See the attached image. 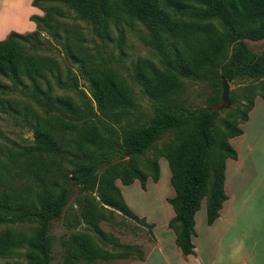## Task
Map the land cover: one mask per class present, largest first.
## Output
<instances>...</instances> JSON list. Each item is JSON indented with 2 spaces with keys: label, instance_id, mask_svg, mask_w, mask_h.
I'll return each instance as SVG.
<instances>
[{
  "label": "trees",
  "instance_id": "16d2710c",
  "mask_svg": "<svg viewBox=\"0 0 264 264\" xmlns=\"http://www.w3.org/2000/svg\"><path fill=\"white\" fill-rule=\"evenodd\" d=\"M32 4L44 12L30 17L37 29L26 34L12 31L0 40V78L27 89L33 99L28 103L0 98L1 111L26 119L33 128L30 142H0V257L25 248L27 262L18 264H52V230L63 217L68 230L60 238L58 264L144 260L142 244L122 243L102 223H117L116 216L130 218L148 233V244L155 242V223L131 208L118 181L130 185L139 180L143 188L150 178L159 181L163 157L176 192L168 198L175 212L169 227L182 252L194 254L196 213L206 201L208 223L220 216L228 199L227 160L238 157L230 140L244 133L242 124L249 120L257 97L264 99V81L255 82L264 77V54L247 43L264 39V0ZM65 11L75 12L101 36L109 34L112 25L139 22L146 27L147 42L161 60H139L132 76L151 101L149 118L131 120L137 106L133 86L111 67L88 65L81 33L59 19ZM44 31L56 42L64 36L67 54L82 64L80 71L90 82L95 105L54 92L55 84L69 91L79 82L71 68L63 77L55 60L44 54ZM222 75L239 84L230 95L236 106L229 110L214 109L221 102ZM183 78L211 84L208 105L182 103ZM222 111L229 113L219 122Z\"/></svg>",
  "mask_w": 264,
  "mask_h": 264
},
{
  "label": "rangeland",
  "instance_id": "374dc122",
  "mask_svg": "<svg viewBox=\"0 0 264 264\" xmlns=\"http://www.w3.org/2000/svg\"><path fill=\"white\" fill-rule=\"evenodd\" d=\"M34 9L36 14H44L39 7L32 4V0H20L19 3H16L11 7V10L7 9V12L10 14H7V12L0 14V20L4 24L2 26L0 25V40L6 39L12 31H20L21 33L26 34L36 30V23L31 20V16H28L34 11ZM65 15V17H59V19L66 26L73 27L75 31L81 33V38L83 39L81 46L85 49L86 55L90 56V63L88 65H104L111 67L117 71L124 80L133 86L137 106L134 110L133 116H131V120L144 121L149 118L152 114L151 101L147 95L141 91V86L135 82L132 76L139 60L150 59L157 63L161 60L159 52L147 42L149 31L146 27L139 22H134L132 24L124 23L118 26L112 25L109 34L101 36L93 30V27L89 22L77 17L75 12L65 11ZM60 31H63V28H60ZM41 36L44 44V54L55 60L61 69L62 76L66 77L69 68H71L78 76L79 86L76 89L66 91L55 84L54 92L58 94H68L79 103L85 100L87 102L92 101V104L95 105V102L91 99L90 82L87 77H84L86 75L83 76L80 71L82 64L74 62L67 54L66 46L63 44L64 36L61 37L60 42L54 41V39L45 31L42 32ZM247 43L254 52L264 54V39L258 41L247 40ZM231 52L232 48L229 49L228 54L226 55V60L230 57ZM0 80L4 84L0 87V98H16L23 102L33 103L32 93L27 89H24L21 86L15 87L14 82L9 78L1 77ZM183 81L184 86L179 92V98L182 103L190 106L208 105L209 96L213 92L210 83L189 80L186 78H183ZM261 81H264V77L260 80H255L256 83ZM248 82L249 81L246 83ZM238 88L239 84L230 82V95L234 91H237ZM235 106L236 104L232 103V106L227 110ZM39 111L42 112V110ZM25 112L26 111L23 108L22 114L20 113L19 116H24ZM228 113L229 111H222L219 116V122L226 117ZM17 116L15 117L13 113H4L0 110L1 143L12 145L13 143H26L33 140V128L31 127V124L26 119L20 120V117ZM245 123V130L248 134L249 140L255 145L254 148L256 154L260 146L264 145V99L261 96H258L256 99V105L251 115V119ZM160 168L161 174L159 181L155 182L150 178L145 188L142 187L140 182V186L144 191H147V193H145V195H138L137 193L139 196L137 199L138 207L142 209L146 208L145 210L148 211L150 215L156 212L153 207H158L156 202L160 201V195L166 194L170 190V186L172 187L171 170L168 160L164 157L160 159ZM261 168H264V164H262ZM138 184L139 181L137 180L130 185H123L118 181V185L121 187L128 204L130 203L133 205L130 202V198L132 192L138 191ZM166 198L168 199L169 196ZM73 202L74 197L72 198L71 204H73ZM149 205H151V208L147 210ZM76 207L77 206H75V208ZM138 207H136V209H139ZM139 216L145 217V215ZM116 221L117 223L104 222L102 223V227L106 231L113 233L124 244L138 243L142 244L146 249L149 248V245H152V243L148 244V233L145 229L143 230L139 228V222L135 220L133 221L130 218H123V216H116ZM118 222H122V225H118ZM163 229L166 230L165 227ZM67 230L63 217L55 221L52 230V233L55 235L53 250L55 258L52 264H58L62 259L60 238L65 232H67ZM128 261L129 260L126 259L99 260L93 264H125ZM25 262H27L25 248L20 249L12 255L0 257V264H18Z\"/></svg>",
  "mask_w": 264,
  "mask_h": 264
},
{
  "label": "crops",
  "instance_id": "0c3cea01",
  "mask_svg": "<svg viewBox=\"0 0 264 264\" xmlns=\"http://www.w3.org/2000/svg\"><path fill=\"white\" fill-rule=\"evenodd\" d=\"M19 1L0 0V14L11 10ZM33 12L28 16L36 14L35 9ZM0 25H4L1 20ZM243 129L242 135L230 140L238 157L227 160L225 190L228 199L220 216L214 223H208L206 201L196 213L195 253L184 254L176 244L175 232L169 227L175 212L166 197H173L176 193L170 186L166 194L160 195V201L156 202L159 208L153 207L156 212L151 215L146 208L136 209L137 206L129 203L138 215H145L148 221L155 223L156 240L146 249L144 260L126 259L129 261L125 264H264V168H261L264 145L255 154V145L249 140L245 127ZM138 185V193L145 195L147 191L142 189L140 181ZM150 208L151 205L147 210Z\"/></svg>",
  "mask_w": 264,
  "mask_h": 264
},
{
  "label": "water",
  "instance_id": "95a60500",
  "mask_svg": "<svg viewBox=\"0 0 264 264\" xmlns=\"http://www.w3.org/2000/svg\"><path fill=\"white\" fill-rule=\"evenodd\" d=\"M221 80H222L221 102L214 106V109H218V110L228 109L232 106V101L230 98V82L224 75H222Z\"/></svg>",
  "mask_w": 264,
  "mask_h": 264
},
{
  "label": "bare ground",
  "instance_id": "6f19581e",
  "mask_svg": "<svg viewBox=\"0 0 264 264\" xmlns=\"http://www.w3.org/2000/svg\"><path fill=\"white\" fill-rule=\"evenodd\" d=\"M163 177V176H162ZM165 186V185H164ZM137 193H138V191H134V192H132V194H131V198H130V201L133 203V205L134 206H137L138 207V205H137V199L139 198V196L138 195H140L139 193H138V195H137ZM128 197V196H127Z\"/></svg>",
  "mask_w": 264,
  "mask_h": 264
}]
</instances>
